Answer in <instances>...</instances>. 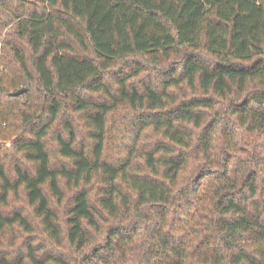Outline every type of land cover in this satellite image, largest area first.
<instances>
[{
    "label": "trees",
    "instance_id": "obj_1",
    "mask_svg": "<svg viewBox=\"0 0 264 264\" xmlns=\"http://www.w3.org/2000/svg\"><path fill=\"white\" fill-rule=\"evenodd\" d=\"M13 226L0 264H264V0H0Z\"/></svg>",
    "mask_w": 264,
    "mask_h": 264
},
{
    "label": "rangeland",
    "instance_id": "obj_2",
    "mask_svg": "<svg viewBox=\"0 0 264 264\" xmlns=\"http://www.w3.org/2000/svg\"><path fill=\"white\" fill-rule=\"evenodd\" d=\"M119 126L113 125L111 129H117ZM121 127V125H120ZM120 129V128H119ZM125 140V139H124ZM120 133H117L116 131H109V150L113 153H115L114 147L120 143ZM7 211H13L15 209H23L24 211H30L31 207L27 205V203H24V199L21 196L15 197L13 200L10 201L8 206L5 208ZM27 236V233L20 229L19 226H13L9 229H7L1 236L0 241L2 244H0L1 249H5L6 251H11L16 253L18 249H22L24 247V242H22L23 239H25Z\"/></svg>",
    "mask_w": 264,
    "mask_h": 264
},
{
    "label": "water",
    "instance_id": "obj_3",
    "mask_svg": "<svg viewBox=\"0 0 264 264\" xmlns=\"http://www.w3.org/2000/svg\"><path fill=\"white\" fill-rule=\"evenodd\" d=\"M24 91H25V88H21V89H19L18 91L13 92L12 94H13V95H20V94H22Z\"/></svg>",
    "mask_w": 264,
    "mask_h": 264
}]
</instances>
